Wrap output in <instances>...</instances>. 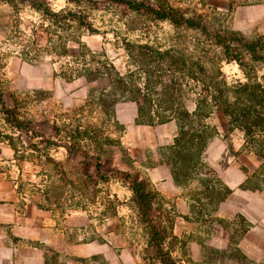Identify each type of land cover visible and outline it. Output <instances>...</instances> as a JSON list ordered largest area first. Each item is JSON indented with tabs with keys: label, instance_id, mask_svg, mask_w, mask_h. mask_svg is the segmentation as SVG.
Masks as SVG:
<instances>
[{
	"label": "rangeland",
	"instance_id": "rangeland-1",
	"mask_svg": "<svg viewBox=\"0 0 264 264\" xmlns=\"http://www.w3.org/2000/svg\"><path fill=\"white\" fill-rule=\"evenodd\" d=\"M133 1L264 44V19L252 20L245 0ZM200 61L227 86L247 81L200 32L143 12L100 0H0V264H70L46 243L54 224L72 246L98 250L71 264H246L239 243L249 222L224 202L264 194V155L193 80ZM254 73L264 85V66ZM79 78L87 83L75 86ZM55 81L75 88L61 103ZM199 130L200 143L186 145ZM121 173L151 193L161 238Z\"/></svg>",
	"mask_w": 264,
	"mask_h": 264
},
{
	"label": "trees",
	"instance_id": "trees-1",
	"mask_svg": "<svg viewBox=\"0 0 264 264\" xmlns=\"http://www.w3.org/2000/svg\"><path fill=\"white\" fill-rule=\"evenodd\" d=\"M72 3L78 4L86 1L91 2L94 0H69ZM103 3H110L121 5L128 10L135 12H143L152 16L157 21H168L175 28H185L191 31L200 32L207 40L221 49L223 58L226 61H233L246 72V83H236L231 86H227L224 81H216L214 78L206 76L202 69V61L200 65H197V76H193V80L201 83L204 88L205 95H208L213 100L216 108L224 114L233 128L239 129L245 136V142L247 144L257 145L255 148L256 154L262 158L264 155V85L256 82L254 79L255 66H264V44L261 39L256 41H248L241 36L235 34H219L211 32L210 28L196 16H186L169 6L163 4H149L145 2L137 3L133 0H100ZM206 53H201V58ZM246 56L249 57L252 66L247 65ZM245 65V66H244ZM179 66L185 68L186 61L179 59ZM247 68V69H246ZM204 73V75H203ZM218 74H220L218 70ZM180 86V85H179ZM196 109L198 110L199 104L197 103ZM139 108V104L136 102ZM140 109V108H139ZM140 111V110H139ZM188 117V116H186ZM143 122V116H138ZM184 126H179V130L183 133ZM202 132L199 130V134H191L189 141L186 145L195 147L200 143ZM201 134V135H200ZM194 135V136H192ZM260 136L261 139H256V136ZM185 146V137L179 139V144ZM98 168V166H96ZM120 178L128 185L132 193V201L142 214L143 222L151 227L155 237L161 238L162 233L153 224L151 220V193L138 181L131 178L130 175L121 173ZM159 246L157 245L156 248Z\"/></svg>",
	"mask_w": 264,
	"mask_h": 264
},
{
	"label": "crops",
	"instance_id": "crops-1",
	"mask_svg": "<svg viewBox=\"0 0 264 264\" xmlns=\"http://www.w3.org/2000/svg\"><path fill=\"white\" fill-rule=\"evenodd\" d=\"M243 6L247 9V12L252 20L258 17L264 19V0H245V4ZM20 66L22 65L18 62L17 67L19 68ZM82 81L84 84L87 83L85 79L79 78V83L75 86H81ZM56 83H58V81H55L54 84L55 90L56 86H58L57 93H60V96L62 97L59 101V103H61L63 99L66 98L67 90L70 93V91H74L75 88L65 86L62 88L58 85L59 83ZM66 117L67 114H64L60 115L58 119H65ZM38 118L39 119L35 120V122L41 121L43 117L38 116ZM53 121L57 122L56 116H53ZM224 206L226 207H224L225 210L230 208V210L234 212V215H240L244 218L246 223L247 221L249 222L247 230L239 243V248L241 249L245 263L264 264V194H247L240 191L235 194H230L224 202ZM54 225L53 227L47 228V230L43 231L47 233V237L49 238L46 243L49 245V248H52L50 250L51 254H59V256L56 257L57 260L59 259L58 261L61 259H64L65 261L69 260V263L71 264V257L80 261L82 259H87L89 256L91 257V255H95L96 257L98 256L96 246L94 254L90 252L92 251L91 249H93V246H90V248L88 245L84 244H75L72 246L71 243L65 239V235L63 233H59L61 230H58ZM100 252H102V250ZM50 258L52 259V256H50ZM52 261L53 260H50V264H55ZM110 263L113 264L112 260ZM37 264L46 263L42 258V260H39Z\"/></svg>",
	"mask_w": 264,
	"mask_h": 264
}]
</instances>
